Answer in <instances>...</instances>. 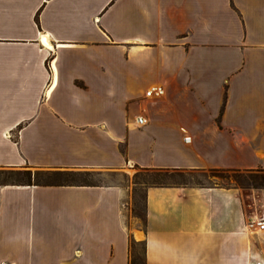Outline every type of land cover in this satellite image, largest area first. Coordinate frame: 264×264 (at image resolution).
I'll return each instance as SVG.
<instances>
[{"label":"crops","instance_id":"1","mask_svg":"<svg viewBox=\"0 0 264 264\" xmlns=\"http://www.w3.org/2000/svg\"><path fill=\"white\" fill-rule=\"evenodd\" d=\"M128 165L264 169V0H0V169ZM128 199L0 184V264H129L131 239L146 264H264V188L147 185L143 226Z\"/></svg>","mask_w":264,"mask_h":264},{"label":"trees","instance_id":"2","mask_svg":"<svg viewBox=\"0 0 264 264\" xmlns=\"http://www.w3.org/2000/svg\"><path fill=\"white\" fill-rule=\"evenodd\" d=\"M142 171L148 175V180L144 183L148 185H168V184H186L184 178V171H169L163 169L155 168H142ZM213 172H233V173H248V178L241 176H235L237 184L241 187H252V188H264V169L255 170H220L212 169ZM90 175V172H64V171H48V170H31V169H0V176H4V180L0 181V184H20V185H44V184H64L71 183L68 181L57 182L53 179L60 177L76 176V175ZM235 174V175H236ZM175 176L182 177L181 182L174 181ZM11 178L13 180L9 181ZM53 178V179H52ZM82 184H93L92 182H85ZM138 182L135 181V185ZM203 186V185H202ZM143 208L141 209L137 202L134 203L133 214L142 220L143 225H145L146 214H145V204L143 202ZM145 241H135L131 239L130 241V261L129 264H146V254H145Z\"/></svg>","mask_w":264,"mask_h":264},{"label":"rangeland","instance_id":"3","mask_svg":"<svg viewBox=\"0 0 264 264\" xmlns=\"http://www.w3.org/2000/svg\"><path fill=\"white\" fill-rule=\"evenodd\" d=\"M25 169H31L35 170L32 168H27L24 167ZM49 171H55V170H49ZM69 172H81L85 173L83 171H69ZM233 173V172H220V171H215L213 172L212 170H197V171H191V172H185L184 178L186 180V184L189 186H208V185H213V184H220L224 185L227 187H238L241 192L243 193V196L246 200L250 199L251 197V192L254 188L252 187H241L238 185L236 182L237 180L235 179V176H238L241 178L243 176L244 178H248V173L246 172H241V173ZM148 175L142 171V168L138 166H132L128 165L125 168L121 170L119 174H104V175H99L94 172H90V175H76V176H68V177H60L53 179V181L57 182H71V183H85V182H92V183H120L125 186L129 187V199L128 203L126 205V214L127 216L131 215L134 216L133 214V208H134V203L137 202L139 204L140 208L142 209L143 207V202H144V194H145V188L148 185V183H144L146 180H148ZM4 180V176H0V181ZM13 180L11 178L9 181ZM182 177L180 176H175L174 181L181 182ZM135 181L138 182L137 185H135ZM135 217V216H134ZM138 222L141 226H143L142 220L138 218ZM130 223V219H129Z\"/></svg>","mask_w":264,"mask_h":264},{"label":"built area","instance_id":"4","mask_svg":"<svg viewBox=\"0 0 264 264\" xmlns=\"http://www.w3.org/2000/svg\"><path fill=\"white\" fill-rule=\"evenodd\" d=\"M164 88L162 86H155L146 91L147 96H162ZM138 125H144L147 122L145 116L140 115L136 120ZM185 131V130H184ZM184 139L186 142L191 140V136L185 132ZM247 231L249 232H263L264 231V216L252 217L246 223Z\"/></svg>","mask_w":264,"mask_h":264},{"label":"bare ground","instance_id":"5","mask_svg":"<svg viewBox=\"0 0 264 264\" xmlns=\"http://www.w3.org/2000/svg\"><path fill=\"white\" fill-rule=\"evenodd\" d=\"M43 41H44L45 43L49 44V42H48V40H47L46 37H43Z\"/></svg>","mask_w":264,"mask_h":264}]
</instances>
